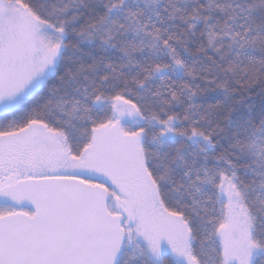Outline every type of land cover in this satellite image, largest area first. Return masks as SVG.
<instances>
[{
    "label": "snow or ice",
    "instance_id": "1",
    "mask_svg": "<svg viewBox=\"0 0 264 264\" xmlns=\"http://www.w3.org/2000/svg\"><path fill=\"white\" fill-rule=\"evenodd\" d=\"M252 94L264 0H0V264H264Z\"/></svg>",
    "mask_w": 264,
    "mask_h": 264
},
{
    "label": "trees",
    "instance_id": "2",
    "mask_svg": "<svg viewBox=\"0 0 264 264\" xmlns=\"http://www.w3.org/2000/svg\"><path fill=\"white\" fill-rule=\"evenodd\" d=\"M248 104H254L256 105L257 107H259L262 103H264V101L261 100V97L257 94H252L248 101H247ZM243 110V109H241Z\"/></svg>",
    "mask_w": 264,
    "mask_h": 264
}]
</instances>
